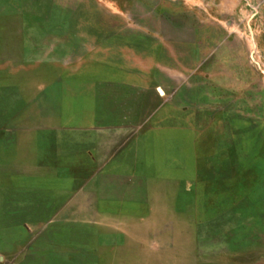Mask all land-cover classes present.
<instances>
[{"label":"rangeland","instance_id":"374dc122","mask_svg":"<svg viewBox=\"0 0 264 264\" xmlns=\"http://www.w3.org/2000/svg\"><path fill=\"white\" fill-rule=\"evenodd\" d=\"M0 264H264V0H0Z\"/></svg>","mask_w":264,"mask_h":264}]
</instances>
